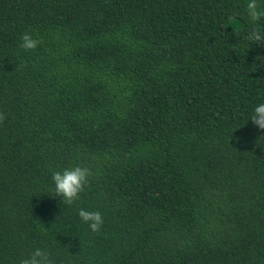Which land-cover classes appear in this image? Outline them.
<instances>
[{
  "label": "trees",
  "instance_id": "obj_1",
  "mask_svg": "<svg viewBox=\"0 0 264 264\" xmlns=\"http://www.w3.org/2000/svg\"><path fill=\"white\" fill-rule=\"evenodd\" d=\"M246 3L0 0V264H264ZM74 165L87 183L64 204L51 172Z\"/></svg>",
  "mask_w": 264,
  "mask_h": 264
},
{
  "label": "clouds",
  "instance_id": "obj_2",
  "mask_svg": "<svg viewBox=\"0 0 264 264\" xmlns=\"http://www.w3.org/2000/svg\"><path fill=\"white\" fill-rule=\"evenodd\" d=\"M240 15L245 16L250 28L247 33V39L252 42L264 40V32H261L256 21L264 17V9L258 6V0H247L244 12ZM39 44V40L30 32H24L20 36L19 46L22 49H34ZM251 121L257 129H264V100H260L252 105L246 116V121ZM89 169L80 165H74L51 172L52 191L61 198L62 203L71 204L78 198L80 192L87 183ZM78 216L95 231L103 223V218L99 211H89L85 208L78 209ZM20 264H51L47 254L40 248H36L28 257L22 259Z\"/></svg>",
  "mask_w": 264,
  "mask_h": 264
}]
</instances>
